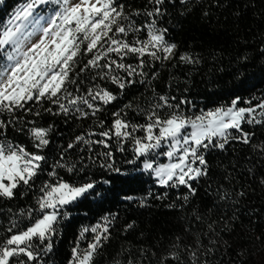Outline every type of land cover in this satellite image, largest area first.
Here are the masks:
<instances>
[{"label": "snow or ice", "instance_id": "snow-or-ice-1", "mask_svg": "<svg viewBox=\"0 0 264 264\" xmlns=\"http://www.w3.org/2000/svg\"><path fill=\"white\" fill-rule=\"evenodd\" d=\"M165 2L147 0L143 9H132L120 0H24L6 22L0 23V201L14 200L21 188L32 190L45 172L48 158L43 153L50 144L48 136L53 125L39 126L36 120L27 118L41 115L34 105L51 115L95 119L94 127L76 135L47 171L50 179L39 186L37 207L19 208L14 213L8 209L12 215L4 232L10 235L0 238V264H44V257L53 248L57 224L68 217L63 209L96 189L95 180L71 183L59 175L57 169L72 174L88 167L77 169L76 162H67L69 150L79 146L81 151L92 153L93 146H101L106 151L88 159L121 174L111 143L114 141L116 151L121 153L128 150L126 144L130 143L132 158L125 162L137 166L142 161V171L149 173L161 188L187 189V194L178 197L187 203L197 193L194 183L209 175L206 154L213 149L223 151L232 141L249 145L254 133L245 131L243 125L264 124V98L255 103L244 100L247 106H240L241 98L237 96L227 106L188 115L180 107L188 101L181 99L173 104L170 100L176 97L154 90L144 106L129 101L111 112L109 124L99 119L98 114L118 100L108 84L116 86L121 95L136 83L150 86L158 74L144 69L175 58L177 44L166 39V27L158 26L166 14L162 7ZM179 2L186 5L188 0ZM167 3L174 4L175 0ZM179 61L199 62L188 53H181ZM82 74H86L83 79ZM85 79L91 84L82 90ZM45 103L51 106L44 107ZM129 111L143 116L144 123L130 119ZM10 129L28 136L34 150L9 138ZM138 132L143 135L138 136ZM251 146L264 153V142ZM160 156L168 162H158ZM80 159L82 162L83 157ZM260 182L264 184V179ZM219 195L227 199L229 194L223 191ZM149 196L151 192L139 200L141 207ZM113 219L104 217L102 223L84 227L68 264H93L98 250L110 237ZM134 224L127 225L125 231ZM87 233L92 234L91 239H86ZM79 241H86V247L81 248ZM174 247L179 249L180 243ZM189 255L192 264H197L195 247ZM179 259L178 251H170L159 258L158 264Z\"/></svg>", "mask_w": 264, "mask_h": 264}, {"label": "trees", "instance_id": "trees-1", "mask_svg": "<svg viewBox=\"0 0 264 264\" xmlns=\"http://www.w3.org/2000/svg\"><path fill=\"white\" fill-rule=\"evenodd\" d=\"M23 2L5 0L0 6V23L6 22ZM120 2L132 9H143L147 0ZM162 7L166 14L159 19L158 26L166 27V39L177 44L175 58L155 62L153 67L144 69L150 74H158L150 86L136 83L121 95L116 86L108 84L118 95V100L99 113V119L109 124L113 119L111 112L129 101L144 106L153 90L160 95L176 97V100H170L173 104L181 99L188 101L180 106L188 115L227 106L237 96L241 98L240 106H247L243 104L244 100L255 103L264 98V0H188L186 5L180 4L179 0L174 4L166 0ZM181 53H188L199 62L182 63L179 61ZM85 75L82 74L81 79ZM136 79L139 81L140 78ZM90 84L91 81L85 79L82 90ZM33 107L41 111V115L28 119L36 120L43 127L53 125L48 136L50 144L43 153L48 163L32 190L21 188L14 200L0 201V238L10 235L4 232L12 215L8 209L14 213L19 208L37 207L35 198L39 186L50 179L47 171L53 162L59 160L61 152L76 135L95 124L92 117L80 120L74 116H56L43 112L38 106ZM133 117L136 122L144 123L143 116L129 111V118ZM243 128L254 133L251 143L232 141L223 151L210 150L206 154L209 175L194 183L197 193L187 203L178 198L187 194V189L161 188L149 173L142 171V161H138L137 166L125 162L132 158L130 143L126 144L128 150L123 153L116 151L114 141L111 143L121 174L101 168L100 161L93 164L88 159L90 155L106 151L101 146H93L92 153L81 151L79 146L69 150L67 162H76L77 169L88 167L72 174L57 169L59 175L71 183L92 179L97 182V187L63 209L68 217L57 224L53 248L44 257V264H68L81 230L102 223L104 217H114L110 237L98 250L93 264H128L129 260L133 264H158L159 258L170 251H178L180 259L169 261V264H192L189 253L193 247L197 251V264H264V184L260 182L264 179V153L251 146L264 142V124H245ZM9 138L29 151L34 150L26 135L10 129ZM105 180L110 182L104 183ZM223 191L228 192L227 199H221L219 193ZM22 192L25 193L23 196ZM149 192L152 196L147 197L145 206L141 207L139 200ZM241 192L243 196L239 195ZM164 193H167L164 198H155ZM128 196L135 199H125ZM133 222L134 227L125 231ZM91 235L87 233L86 239H91ZM79 242L81 248L86 247V241ZM178 242L179 249L174 247ZM142 250L146 251L142 254Z\"/></svg>", "mask_w": 264, "mask_h": 264}, {"label": "rangeland", "instance_id": "rangeland-1", "mask_svg": "<svg viewBox=\"0 0 264 264\" xmlns=\"http://www.w3.org/2000/svg\"><path fill=\"white\" fill-rule=\"evenodd\" d=\"M5 0H3V2H4ZM3 2L2 3H0V6L3 4ZM50 7H55V6H50ZM45 11H47V9L45 10ZM14 12V11H13ZM35 39V38H34ZM163 150H166V149H163ZM158 159V162H160V163H167L168 161H167V159L165 158V157H163V156H160V157H158L157 158Z\"/></svg>", "mask_w": 264, "mask_h": 264}]
</instances>
